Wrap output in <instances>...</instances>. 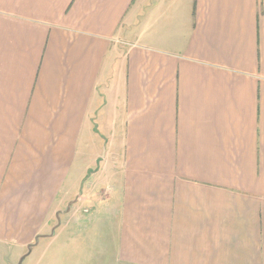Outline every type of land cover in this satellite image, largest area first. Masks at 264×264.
Instances as JSON below:
<instances>
[{
    "label": "crops",
    "instance_id": "1",
    "mask_svg": "<svg viewBox=\"0 0 264 264\" xmlns=\"http://www.w3.org/2000/svg\"><path fill=\"white\" fill-rule=\"evenodd\" d=\"M73 221L84 257L264 264V0H0V264Z\"/></svg>",
    "mask_w": 264,
    "mask_h": 264
},
{
    "label": "rangeland",
    "instance_id": "2",
    "mask_svg": "<svg viewBox=\"0 0 264 264\" xmlns=\"http://www.w3.org/2000/svg\"><path fill=\"white\" fill-rule=\"evenodd\" d=\"M86 218V217H84ZM61 220H64L60 218ZM87 219V218H86ZM86 219H82L85 221ZM73 221L67 227V231L62 232V224L56 226L55 232L59 235V238L55 241L46 242V240H41L38 245H35L32 249V252L22 261V264H119L115 262L110 255H104L98 257V255L91 254L88 257L85 256L83 251V245H80L77 241L71 243L68 248L67 243L63 241L64 235H71L74 237L79 235L81 232H85L86 224L76 223ZM61 231V232H60ZM20 258L11 259L12 264H20Z\"/></svg>",
    "mask_w": 264,
    "mask_h": 264
}]
</instances>
